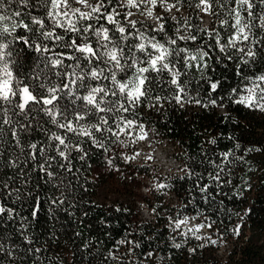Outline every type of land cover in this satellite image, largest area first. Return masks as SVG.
<instances>
[{"label":"trees","instance_id":"trees-1","mask_svg":"<svg viewBox=\"0 0 264 264\" xmlns=\"http://www.w3.org/2000/svg\"><path fill=\"white\" fill-rule=\"evenodd\" d=\"M198 2L182 0L172 13L157 5L154 10L161 12L154 15L165 19L156 21L164 23L170 34L187 22L193 26L190 31L194 32L195 27L216 28L223 36L219 20L225 17L201 11L195 6ZM133 20L155 28L139 14ZM197 35L198 42L204 37L214 43L204 32ZM211 54L214 59L209 61L204 73L213 80L220 79L237 87L240 78L234 74L235 61L225 60L218 49ZM27 55L21 53L22 57ZM215 57L220 58L219 62ZM20 63L26 70L34 59H21ZM247 71L250 75L264 73V57L258 56ZM163 76L157 90L162 97L170 96L175 86L167 83L170 75ZM180 79L187 80L190 96L208 104L211 90L201 72L192 69L187 77ZM229 92L230 88L211 92L216 104L207 107L162 98L156 107L142 104L135 109L138 115L129 117L143 124L153 145L166 143L172 148L178 171L162 172L148 163L125 159L133 157L135 143L132 137L121 135L120 140L125 143L112 137L105 141L107 151L90 147L91 141H87L83 147L88 149V157L83 161L72 160V173L67 174L65 187L61 188L64 169L55 167L59 176L49 180L38 168L33 171L32 161L21 162L17 168L8 166L20 155V149L14 146L10 133L5 132L0 149L3 152L0 181L8 186L5 188L0 183V205L13 209L14 213L12 219L5 214L0 220V238L5 243L0 264H264V111L236 103L239 96L233 94L230 98ZM240 94H246L242 86ZM60 103L69 112L74 107L68 97ZM39 118L47 119L42 113ZM44 126L58 131L51 124ZM33 128L23 135L22 142L47 143L45 134L35 128V122ZM213 139L215 143H211ZM224 153L229 154L227 158ZM26 157L27 150L21 161ZM59 163L67 162L57 157L53 164ZM145 180L153 184L143 197L135 188ZM120 182V198L106 201L108 192ZM12 189H20L19 200L9 195ZM29 192L38 193L46 201L35 218L31 216L35 201ZM168 196L173 197L174 203ZM49 197L64 199V203L52 204ZM140 201L150 211L151 219L142 216ZM17 212L19 216L15 215ZM20 217H27L28 222ZM184 218L194 222L191 227L200 224L211 227H202L195 235L190 232L184 235L188 228L174 230V222ZM22 224L26 226L24 235L32 244L21 235ZM176 244L181 247H175ZM29 248L40 251L29 252ZM10 249L12 255L8 256Z\"/></svg>","mask_w":264,"mask_h":264},{"label":"snow or ice","instance_id":"snow-or-ice-1","mask_svg":"<svg viewBox=\"0 0 264 264\" xmlns=\"http://www.w3.org/2000/svg\"><path fill=\"white\" fill-rule=\"evenodd\" d=\"M181 3L182 0L174 3L168 0H0V149L5 132L10 133L14 146L20 149V155L8 166L17 168L21 162L32 161L33 171L38 168L49 180L59 176L55 167L64 169L65 176L60 177L59 185L63 188L64 179L72 173V160L83 161L88 157L89 151L83 147L87 141H91L90 147L107 151L105 141L112 137L121 144L125 143L120 140L121 135L132 137L133 143L145 139L143 124L133 119L138 115L135 109L142 104L156 107L162 98L207 107L216 104L211 92L230 88V98L233 94L239 96L236 103L264 111V73L250 75L247 71L258 56L264 57V0H199L195 6L201 11L225 17L219 20L223 36L216 28L195 27L194 32L190 31L193 26L187 22L170 34L164 23L153 28L131 19L139 14L162 21L165 18L153 12L157 5L171 11ZM200 32L214 43L204 37L198 42ZM215 49L225 60L235 61L234 74L240 78L237 87L226 85L220 79L213 80L204 73L209 61L214 59L211 53ZM22 52L28 55L22 57ZM32 53L37 55L33 57ZM30 58L34 63L25 70L20 60ZM215 59L219 62L220 58ZM192 69L209 81L208 104L190 96L187 80L180 79L187 77ZM165 73L171 76L167 83L175 86V90L172 95L162 97L157 89ZM241 86L246 94H240ZM65 97L74 105L71 112L60 103ZM41 113L46 120L41 121ZM34 122L35 128L45 134L47 143L22 142L23 135L34 130ZM45 124L55 126L58 131L45 128ZM215 142V139L211 141ZM26 150L27 157L21 161ZM73 152L78 155L73 156ZM223 155L227 158L229 154ZM57 157L67 163L54 165ZM20 174L23 175V169ZM0 183L7 188L6 182ZM67 187L70 189V184ZM9 195L19 200L20 189L10 190ZM28 195L35 201L31 212L35 218L46 201L38 193ZM48 199L52 204L64 203L61 198ZM13 213V209L0 205V220L5 214L12 219ZM20 219L28 222L27 217ZM187 223V218L176 220L174 230ZM21 227L24 229L21 235L32 244L24 235L25 224ZM202 227H211V224L196 225L183 234L195 235ZM3 252L5 243L0 238V253ZM6 254L11 256L12 250Z\"/></svg>","mask_w":264,"mask_h":264},{"label":"rangeland","instance_id":"rangeland-1","mask_svg":"<svg viewBox=\"0 0 264 264\" xmlns=\"http://www.w3.org/2000/svg\"><path fill=\"white\" fill-rule=\"evenodd\" d=\"M164 11L172 13V10L167 11L165 10V8H164ZM153 12L154 14H158L161 11L153 10ZM134 18H135V15L131 17L132 20ZM142 18L152 22L155 27H158L159 25V23L153 18H148L145 16H142ZM144 131L147 133L145 128H144ZM172 153H173L172 148L166 143H161L160 146L153 145L147 133V136L145 139L137 140L135 142L134 153H133V157L135 158L133 159V161L148 163L150 166L153 165L156 167V169H159L162 172H170L171 170L178 171L179 167H178V164L173 160ZM152 184L153 183L150 182L149 180L140 181L139 184L136 186L135 191L140 196L146 197L147 188H152ZM120 188H122V182H120L118 186H116L114 189L108 192V197L106 201H112L114 199L120 198L119 196ZM168 198L172 203H174L172 196H168ZM140 204H142L141 201H140ZM141 214L143 216L142 212ZM192 224H194V222L188 219V223L186 225H182L181 227L189 228L192 226Z\"/></svg>","mask_w":264,"mask_h":264},{"label":"built area","instance_id":"built-area-1","mask_svg":"<svg viewBox=\"0 0 264 264\" xmlns=\"http://www.w3.org/2000/svg\"><path fill=\"white\" fill-rule=\"evenodd\" d=\"M140 210L143 213V217L146 219H151L150 211L144 207V205L139 204Z\"/></svg>","mask_w":264,"mask_h":264}]
</instances>
